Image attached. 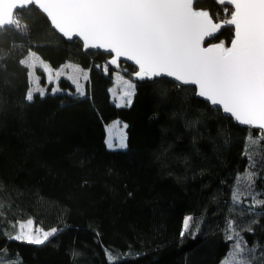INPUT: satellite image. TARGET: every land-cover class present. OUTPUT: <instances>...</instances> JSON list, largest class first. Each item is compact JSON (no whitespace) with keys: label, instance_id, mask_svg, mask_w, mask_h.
Listing matches in <instances>:
<instances>
[{"label":"trees","instance_id":"obj_1","mask_svg":"<svg viewBox=\"0 0 264 264\" xmlns=\"http://www.w3.org/2000/svg\"><path fill=\"white\" fill-rule=\"evenodd\" d=\"M225 5L200 0L215 23ZM230 18V17H229ZM27 32H0V258L4 264H107L105 248L132 252L121 264H220L230 251L228 221L256 247L264 264V156L252 145L254 185L237 180L249 168L252 129L198 100L192 87L167 79L134 81L136 69L108 65L109 56L66 42L34 7L23 10ZM233 29L217 38L229 45ZM15 45V47L13 46ZM29 49L51 71L72 64L87 72L85 95L65 78L51 94L25 99ZM105 68L108 72H105ZM134 81L131 104L117 107L115 75ZM45 87L44 71L37 69ZM126 124L127 148L111 150L107 127ZM239 202H233V194ZM192 217L188 232L183 221ZM32 220L57 231L42 245L11 240ZM251 229V231H249ZM139 255H136V254Z\"/></svg>","mask_w":264,"mask_h":264},{"label":"snow or ice","instance_id":"obj_2","mask_svg":"<svg viewBox=\"0 0 264 264\" xmlns=\"http://www.w3.org/2000/svg\"><path fill=\"white\" fill-rule=\"evenodd\" d=\"M217 2L225 5V18L221 23H214L208 11L195 10L199 0H0V32L25 34L28 26L21 23L23 10L34 7L41 10L51 26L68 41L79 37L85 50L103 49L114 53L115 57L109 61L111 65L118 66L120 57L134 62L139 69L134 73L138 80L171 77L179 82L173 87L195 85L192 91L213 106H219L217 112L222 108L223 113L238 124L259 130L255 134L249 133L244 150L250 160L249 168L237 176L238 181L246 180V186L252 187L255 176L252 169L256 164L249 153L250 146L255 145L264 156V0ZM226 27L234 29L230 47L223 41L202 46L205 37L215 38V34ZM39 59V55L29 49L19 63L31 76ZM44 70L51 72L47 65ZM105 72H108L107 68ZM56 76L59 78L61 73L57 72ZM83 79H88L86 72ZM78 81L79 77L73 79L76 92L83 96L85 93ZM125 85L119 99L130 105L136 84L125 81ZM33 91L29 88L26 93L25 99L29 102L34 98ZM35 91L41 96L45 94L38 86ZM51 91L55 93L61 89ZM116 123L121 125V122ZM126 128V124L121 125L118 137L109 134L106 139L109 149L127 148V135L123 132ZM232 198L234 203L239 202L236 193ZM253 200V206L264 207V200H255L254 195ZM2 209L3 203H0ZM32 224L29 219L27 225ZM191 224L192 217H186L180 233L182 237ZM56 231L40 228L25 231V226L21 225L16 234L5 235L11 240L42 245ZM226 238L231 242L230 251L222 264H255L257 248L248 247L231 219ZM104 251L107 264H121L133 255L131 251L111 248ZM0 264H4L2 258ZM15 264H20L19 260Z\"/></svg>","mask_w":264,"mask_h":264},{"label":"rangeland","instance_id":"obj_3","mask_svg":"<svg viewBox=\"0 0 264 264\" xmlns=\"http://www.w3.org/2000/svg\"><path fill=\"white\" fill-rule=\"evenodd\" d=\"M221 23V22H219ZM223 30V29H222ZM36 68L34 70H32V75L29 76V80H30V88H33L34 91H33V95H40L39 92L35 91V88L38 86L40 91H43L45 94L48 93L47 91V87L48 86H52V89L53 88H56V84L57 82L62 79V78H65L67 79L68 81H70V83L72 85H74L75 87V91H76V86H75V83H73V79H75L76 77H79V84H80V87H81V90L83 92H85V84L87 82V80H84L83 79V74L85 73V71H82L80 68H78L77 66L75 65H72V64H66V66L62 67L59 71H51L50 74L49 72H46L44 70L45 68V65L44 63H42L39 60L36 61ZM37 69H41L42 71L45 72L46 74V78H47V85L45 87L41 86L40 83H38L37 85V81L39 82V77L37 75ZM79 70V71H78ZM57 72H60L61 73V76L59 78H57L56 76V73ZM87 73V72H86ZM71 76L73 79H68L67 77ZM49 79H51V83H49ZM115 80H116V83L115 85L113 86L112 90H111V93L114 97V99L117 101H113V103L115 104V106H117L118 104H122L124 106H119V107H127L129 105H126L125 104V101L124 100H121L119 99V97L123 94L122 93V89L125 88V81L123 79V77L120 75V74H116L115 75ZM51 89V90H52ZM51 94H55L53 93L52 91H50ZM59 92V91H58ZM45 94L43 96H45ZM76 95H79V96H82L80 95L78 92H76ZM84 96V95H83ZM131 99H132V96H131ZM118 107V106H117ZM116 122H119V121H113L112 123H110L107 127V135L109 137V134H111L113 137H118L120 135V132H121V125H118ZM123 132H125V129H123ZM107 137V139H108ZM111 150H125L124 149H120V148H115V149H111ZM246 181V180H242V183ZM19 230H20V226L21 225H24L25 226V231L29 230V229H32V230H35L37 227L34 226V224L32 225H27V221H22L20 222L19 224ZM18 241V240H17ZM222 264V262L220 263Z\"/></svg>","mask_w":264,"mask_h":264},{"label":"water","instance_id":"obj_4","mask_svg":"<svg viewBox=\"0 0 264 264\" xmlns=\"http://www.w3.org/2000/svg\"><path fill=\"white\" fill-rule=\"evenodd\" d=\"M200 1V0H199ZM217 1V0H216ZM229 7H231V6H229ZM36 9V8H35ZM41 15H43L46 19H47V17H46V15L41 11V10H39V9H36ZM195 10H197L196 8H195ZM234 10V9H233ZM204 11H207V10H204ZM211 17V16H210ZM47 21H48V23L50 24V26H51V22L47 19ZM214 22V21H213ZM215 23V22H214ZM51 28H52V30L57 34V35H59L62 39H64L66 42H73L74 40H76V41H78L79 43H81V45H82V47H83V41L79 38V37H74L73 38V40L72 41H68L66 38H64V37H62V35L59 33V32H57L52 26H51ZM231 28V27H230ZM233 29V28H232ZM222 31V30H221ZM221 32H219V33H217V34H215V38H217L218 36H219V34H220ZM233 37H234V29H233ZM214 38H212V37H205V41H204V43L202 44V46H205V44H207V42H209L210 40H213ZM218 44V43H217ZM213 44H211V45H207V46H212ZM230 45H231V42H230V44L227 46V45H225L226 47H230ZM207 46H205V47H207ZM83 50L84 51H92V52H99V53H101V54H103V55H106V56H109L110 57V59H112V58H114L115 57V54L114 53H109V52H106V51H104L103 49H88V50H85L84 48H83ZM110 59H109V61H110ZM109 61H108V65L110 66V67H112V68H114V69H119L120 68V64H126V65H129V66H132V67H134L135 69H136V71H138L139 69H138V66L137 65H135L134 64V62H132V61H128V60H126L124 57H120V58H118V66L117 65H111L110 63H109ZM163 79H167V80H170V81H172L173 83H175V84H178L179 82H177V81H175L173 78H171V77H162ZM162 78H156L155 80H157V79H162ZM134 81L135 82H138V83H141V82H144V81H153V80H147V79H145V80H138V79H136L135 78V76H134ZM180 87H192V88H196V86L195 85H183V86H180ZM197 91H198V88L196 89ZM196 98L198 99V100H201V101H203V102H205V103H207L208 105H210V107L211 108H213V109H216L217 107H219V106H213L212 104H211V102L210 101H207V100H205L204 98H202V97H199V96H197L196 95ZM220 111L222 112V114L224 115V116H227L228 117V115H226L225 113H223V110H222V108L220 109ZM231 119H233V118H231ZM234 120V119H233ZM235 121V120H234ZM235 123H236V125L238 126V127H240V128H242V129H250L248 126H246V125H240V124H238L236 121H235ZM252 130H254V131H259L258 129H255V128H251Z\"/></svg>","mask_w":264,"mask_h":264}]
</instances>
